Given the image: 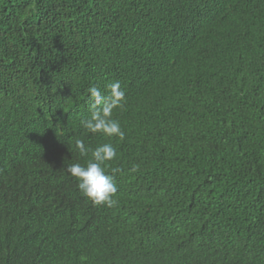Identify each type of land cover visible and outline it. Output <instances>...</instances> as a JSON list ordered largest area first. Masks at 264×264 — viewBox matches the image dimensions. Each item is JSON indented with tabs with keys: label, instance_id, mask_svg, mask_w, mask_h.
I'll list each match as a JSON object with an SVG mask.
<instances>
[{
	"label": "trees",
	"instance_id": "trees-1",
	"mask_svg": "<svg viewBox=\"0 0 264 264\" xmlns=\"http://www.w3.org/2000/svg\"><path fill=\"white\" fill-rule=\"evenodd\" d=\"M114 81L123 141L81 125ZM0 264H264V0H0Z\"/></svg>",
	"mask_w": 264,
	"mask_h": 264
},
{
	"label": "clouds",
	"instance_id": "clouds-1",
	"mask_svg": "<svg viewBox=\"0 0 264 264\" xmlns=\"http://www.w3.org/2000/svg\"><path fill=\"white\" fill-rule=\"evenodd\" d=\"M90 115L81 120L82 127L90 133H101L107 137H118L123 141L125 132L120 122L113 118L114 109H123L125 92L119 81L105 85V93L92 85L88 88ZM74 148L83 157H89L83 164H67L66 171L71 174L77 184L78 190L94 206L103 205L113 207L117 204L114 198L117 194V185L114 174L121 169H111L112 174L106 171L107 162L117 156L116 148L111 143H102L95 148H89L82 139H75ZM137 166L133 165L130 171L135 172Z\"/></svg>",
	"mask_w": 264,
	"mask_h": 264
}]
</instances>
